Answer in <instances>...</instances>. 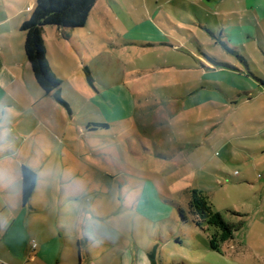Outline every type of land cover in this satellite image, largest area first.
Masks as SVG:
<instances>
[{"label":"rangeland","instance_id":"obj_1","mask_svg":"<svg viewBox=\"0 0 264 264\" xmlns=\"http://www.w3.org/2000/svg\"><path fill=\"white\" fill-rule=\"evenodd\" d=\"M249 1L264 2L161 1L142 35L124 23L148 17L156 2L101 1L118 19L104 26L108 35L87 62L70 44L58 46L56 27L46 29L58 98L24 81L0 110V173L17 169L18 153L31 162L55 156L52 208L26 207L32 246L43 237L77 248L105 238L140 249L142 264H264V15L248 10ZM16 2L32 10L31 0H0ZM89 123L112 129L87 136ZM148 172L157 178L137 210L131 194ZM190 191L232 227L226 236L196 225Z\"/></svg>","mask_w":264,"mask_h":264},{"label":"crops","instance_id":"obj_2","mask_svg":"<svg viewBox=\"0 0 264 264\" xmlns=\"http://www.w3.org/2000/svg\"><path fill=\"white\" fill-rule=\"evenodd\" d=\"M101 1L104 2V0H98L84 28L69 31L56 27L58 30L56 31L58 46L69 47L68 44H70L86 62L92 57L93 44L107 37L108 34L104 30V26L108 25L113 19H118L117 17H112L109 10H105L104 3L103 5L100 4ZM129 1L133 0H108L112 6L129 3ZM145 1H151L148 5L153 7L154 2H156L155 12L148 14V17L144 18L143 16L133 19L127 18L124 24L129 32L137 31L142 35L144 30L140 28L141 25L147 21L151 23L154 20L156 14L160 11L158 8L159 2L164 1L168 5L173 3V0ZM35 3L36 0H31L30 6L32 10ZM263 3L260 4L258 2V4H255L253 1H249L247 8L252 13L263 16ZM17 4L18 7H8L6 4L0 3V110L1 107L2 109H7L10 105H13L16 99V84L22 88L24 81L31 83L34 80L36 82L26 55L22 58L17 53L20 47L24 50L25 34L21 31V26L29 19L32 10L27 11L24 4L20 2ZM47 28L44 29L43 36L45 45L49 49ZM126 120L127 117L125 116L121 119L113 118L111 124L124 123ZM90 124L86 125L87 136L93 135L98 131L108 132L112 129V126H108V128L92 130V127L88 128ZM14 157H18L16 159L19 162L17 169L10 166L0 173V264H142L141 258L146 260L145 257H142L143 254L140 249L137 248L135 252H132L128 248L127 251V248L121 245L120 242H111L105 238L96 242L87 241L84 246L77 248L74 241L60 239L56 242H50L43 237L41 244L34 249L30 240V224L26 223L28 217L26 207L30 205L31 210L36 212L52 208L51 202L52 200L55 201L56 197L55 193L50 192L52 183L56 182V178L52 174V169H54L56 164L54 162L55 156H51L52 159L48 160L43 157V160H38L37 162H31L25 156L20 157V153H18V156L15 154ZM23 165L29 166L37 174L36 190L30 204L27 206L22 204L21 168ZM81 173L83 175L85 171L83 170ZM79 176V174L75 175L76 178ZM156 178L155 172H148L142 175L141 179L136 183L135 191L131 194L133 195L131 199L133 201H131L130 206L139 209L141 206L139 200L143 197L144 188L146 190L148 185L153 184L152 182ZM45 179H47L46 183H44ZM78 180L83 181V184H87L88 179L84 180L81 177ZM260 181H264V175L260 176ZM240 182L250 186L254 185V182L248 179L242 178ZM86 189L88 190V188ZM12 191L18 196V199L16 196H14L13 200L10 199V196L8 197L7 193L10 194ZM127 253L130 256L128 262L126 261ZM144 264H147L146 261Z\"/></svg>","mask_w":264,"mask_h":264},{"label":"trees","instance_id":"obj_3","mask_svg":"<svg viewBox=\"0 0 264 264\" xmlns=\"http://www.w3.org/2000/svg\"><path fill=\"white\" fill-rule=\"evenodd\" d=\"M98 0H36L32 13L21 26L25 34L24 50L26 58L31 66L35 80L46 96L58 98L61 92L60 82L50 73L47 60V51L43 32L47 27H57L64 30L84 28L90 14ZM108 128L107 125L90 124L88 128ZM22 176V204H30L37 186V174L29 166L23 165ZM190 214L196 219V225L200 228L204 224H213L224 231V235L231 230V226L224 221L222 216L213 214L207 197L201 191H190L188 203ZM183 222L185 216L180 212ZM216 236L211 242L217 249Z\"/></svg>","mask_w":264,"mask_h":264},{"label":"built area","instance_id":"obj_4","mask_svg":"<svg viewBox=\"0 0 264 264\" xmlns=\"http://www.w3.org/2000/svg\"><path fill=\"white\" fill-rule=\"evenodd\" d=\"M37 247L35 241H33V248L35 249Z\"/></svg>","mask_w":264,"mask_h":264}]
</instances>
